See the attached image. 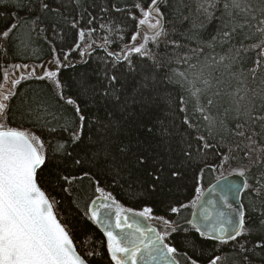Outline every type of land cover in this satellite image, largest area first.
Masks as SVG:
<instances>
[{"label":"trees","instance_id":"obj_1","mask_svg":"<svg viewBox=\"0 0 264 264\" xmlns=\"http://www.w3.org/2000/svg\"><path fill=\"white\" fill-rule=\"evenodd\" d=\"M204 2L162 0L157 10L163 33L150 36L141 55L129 49L138 45L132 37L146 32L139 22L153 6L151 0H43L49 5L44 10L41 0H0V33L17 25L8 38L0 36V85L12 66L36 69L34 77L11 87L9 126L31 131L44 141L47 159L38 171V183L57 201V216L70 231L77 251L82 256L97 253L87 257L90 264H113L106 236L89 218L88 203L98 197L97 187L127 209L150 208L154 219L167 222L171 232L165 243L177 249L172 255L180 264H210L215 257H220L218 264H264V204L255 193L245 190L242 196L248 231L235 240L208 239L189 223L198 186L205 191L219 178L249 164L244 155L247 149L241 151L247 140L235 135L240 122L237 89L239 95L247 93L241 103L253 100L259 107L258 93L264 88V69L255 80L249 72L256 51L241 49L239 57L231 58L241 44L247 48L258 42L259 34L245 39L257 22L252 21L249 28L244 16H237L233 23L244 26L224 43L222 32L229 20L224 0L209 9L212 15L199 7ZM249 2L254 7L258 4V0ZM54 61L62 63L55 81L37 78L46 69L53 70ZM175 72L185 73L187 80ZM112 76L117 77L114 87L109 83ZM190 81L200 89L196 96ZM116 96L121 104L127 101L123 111ZM38 97L45 101L38 108L39 121L30 111L37 108ZM69 98L86 116L75 143L71 134L78 129L79 118L75 107L66 103ZM110 119L115 123L101 131ZM209 121L215 122L211 130ZM201 136L205 139L200 140ZM254 139V148L264 146L260 136ZM60 144L64 147L58 150ZM229 147L235 159L225 162ZM65 175L76 179L69 185L61 179ZM173 207L179 211L173 213ZM148 222L162 227V223Z\"/></svg>","mask_w":264,"mask_h":264},{"label":"snow or ice","instance_id":"obj_2","mask_svg":"<svg viewBox=\"0 0 264 264\" xmlns=\"http://www.w3.org/2000/svg\"><path fill=\"white\" fill-rule=\"evenodd\" d=\"M151 3L156 5L157 0H151ZM217 3L218 0H205L204 4L199 7L208 15H212L209 9H216ZM205 4L207 5L206 7ZM48 7L49 5L41 0V9H48ZM223 9L224 14L229 18L224 24L225 31L222 32V41L224 43H228L233 38V35L237 33V29H242L244 26L233 23L237 16L243 15L245 24L249 28L252 27V21L257 22L255 31L251 36L245 34V39H251L259 34L258 42L247 48L241 44V48H237L234 56L231 57L233 60L239 57L241 49L245 52L256 51L257 59L254 62V67L249 69L252 78L255 80L258 71L264 69V0H258V4L255 7L249 0H224ZM143 14L148 17L151 13L145 12ZM139 23L144 25L146 20L141 19ZM230 23L232 24L231 27H229ZM16 27V24H12L6 31L0 33V36L8 38ZM150 27L155 29V37H159L163 33V26L159 19ZM83 35L84 33L82 32L81 37ZM132 39L135 41L136 36L134 35ZM143 47L144 45L133 46L130 51L144 55L145 53L142 52ZM110 55L112 54L110 53ZM65 59H67V56H65ZM125 59H127V56ZM220 59L223 61L225 57ZM54 63L59 64V61H54ZM174 75L187 80L183 72H175ZM45 77L55 81L57 71H45L44 76L37 78L43 79ZM4 79H9L7 73H5ZM197 79H199V76ZM116 82V76L110 77L109 83L113 87ZM18 83L19 80L12 81L13 86ZM189 83L195 89L194 91L190 89L192 95L196 96L200 89L195 88L194 82L190 81ZM203 83L208 85L209 82L203 80ZM57 86L59 87L58 83ZM2 88L3 85H0V89ZM240 91V89H237L238 99L235 101L236 119L240 121L236 124L237 131L235 135L247 140L241 151L247 149L244 155L249 158V164L239 168L236 174L246 177L243 188L255 193V196L264 204V146L253 147L257 143L254 137L260 136L264 139V88L258 93L261 99L259 107L253 100L241 103L245 100L247 93L239 95ZM13 95L14 93L11 89L7 91V94L0 91V264H90L87 257L97 253H87L82 256L77 251L70 231L66 224L62 223L57 216L55 210L57 201L54 198H50L38 184V170H41L42 166L46 165L47 159L44 141L30 132L9 126L8 114L10 106L7 102ZM109 95L110 93H105V97ZM34 103L37 108H32L30 111L34 119L39 121L41 120V114L38 108L45 101L38 97ZM66 103L75 107V112L79 118V127L71 134L72 142L75 143L81 138L86 116L82 114L81 108L76 105L73 99H67ZM126 103L127 101L125 100L121 104L119 96H116V104L120 106L121 111L124 110L123 105ZM180 103L183 104L184 100L181 99ZM208 103L211 104L212 101L209 100ZM183 110L181 109V111ZM199 110L203 112L202 108ZM108 115L112 117L114 113H108ZM204 118L205 120L209 119L207 116ZM114 123L115 121L110 119L100 130H107ZM209 125L211 130L212 127H215V122L209 121ZM254 126L258 127L259 131H256ZM246 132L250 134L246 135ZM199 139L204 140L205 138L201 136ZM207 146L205 144V147ZM63 147L64 145L60 144L58 150ZM236 148H240V145L237 144ZM252 153H255L254 159L252 158ZM229 159H235L232 147L228 149V156L225 157V162ZM137 162H141V159L138 158ZM253 168L258 171L254 173L252 171ZM173 175H178V173L174 172ZM61 179L71 185L76 177L65 175ZM249 179H253L254 183H249ZM215 190L216 186H214L213 191ZM229 190H231L230 187ZM64 191L68 192L69 189L64 188ZM96 192L103 194L104 190L97 187ZM197 192H200L199 188H197ZM216 194L220 198V203L231 209L232 205L229 203L224 190L220 189ZM207 204H211L212 207L209 208L204 204L200 205L199 214L200 219L205 224V230H202L195 221H189L201 236L208 235L209 232L218 233L215 238L223 242L225 238L227 240H235L248 231L245 227V213L243 210H237L238 219L236 221L231 219L225 221L222 219L225 217V213L216 209L215 202L207 201ZM181 207L185 206L182 205ZM242 208L243 206H241ZM151 211L150 208H145L139 215L143 216ZM171 211L176 213L179 209L173 207ZM88 213H90L89 218L101 226L104 235L107 237V250L113 264H177L172 255L176 253L177 249L163 244L164 237L159 234L155 236V239L147 235L148 232H155V229H145L128 215H122L123 209L112 198L111 193L103 194L92 200ZM196 215L197 213H193L194 217ZM261 215H264V211L261 212ZM226 224H234V227L229 230ZM219 259L220 257H215L210 264H216ZM192 264H196V261H192Z\"/></svg>","mask_w":264,"mask_h":264},{"label":"water","instance_id":"obj_3","mask_svg":"<svg viewBox=\"0 0 264 264\" xmlns=\"http://www.w3.org/2000/svg\"><path fill=\"white\" fill-rule=\"evenodd\" d=\"M161 3H162V0H158L157 4L156 5H153L150 8V13H151V15L154 18L159 19L160 20V23L163 25L162 17L160 15H158V14L155 13V10L160 6ZM150 35H153L154 36L155 35V31L152 34H150ZM133 46H135V45H132L131 48ZM123 54H124V52H122V55ZM225 178H226V180H225ZM245 179H246V177H241L238 174L234 173V174H230V175L224 176V177L219 178L218 180H216L213 184H211L203 192V194L201 195V197L198 199L196 205L193 208L192 216H191L190 221H195L196 224L202 228V230H205V224L200 219V215L199 214H200V205L204 204V205H206L209 208L212 207L211 204H207V201H213V202H215L216 209L218 211H223L225 213V217H223L222 219H224L225 221H227L228 219H231L233 221H236L238 219V217L236 215L237 210H243L244 213H245V209H244V206H243V203H242V196H243V194L245 192V189L243 188V183H244V180ZM218 182H219V184H218ZM214 186H216V190L215 191H213ZM229 187L231 188V190H229ZM220 189H223L224 192L227 194L228 201L232 205L231 209L226 208L222 203H220V198L216 194V192L219 191ZM237 192H238V194H237ZM119 206L123 209L122 215H128L133 220H135L136 222H138L145 229H155V232H148L147 233V235H149L153 239H155V236L157 234H159V232L157 231V229L154 226H152L148 222V220L146 218H144L143 216L139 215L137 212L129 211V209L121 206L120 204H119ZM241 206H243L242 209H241ZM193 213H197L196 217L193 216ZM96 224L103 231V229L101 228V226L98 223H96ZM192 226L194 227L193 224H192ZM226 226L229 228V230H231V228L234 227V224H231V225L226 224ZM103 233H104V231H103ZM217 235H218V233L209 232V234L208 235H205L204 237H206L208 239H212V240L218 241V242H222L221 240L215 238ZM229 241H231V240H227L225 238V240L223 242H229ZM163 244L166 245V243H165L164 240H163ZM175 261L177 262V264H179L176 259H175Z\"/></svg>","mask_w":264,"mask_h":264},{"label":"rangeland","instance_id":"obj_4","mask_svg":"<svg viewBox=\"0 0 264 264\" xmlns=\"http://www.w3.org/2000/svg\"><path fill=\"white\" fill-rule=\"evenodd\" d=\"M149 12H150V9H149ZM155 13L156 14H158L159 15V11L156 9L155 10ZM151 18H154L151 14L148 16V17H145L144 19L146 20V23L143 25V26H145V28H144V30L146 31V32H142L141 33V37H137L136 38V40L134 41V42H136V44H138L136 47H139L140 45H144L146 42H147V39L150 37V36H153V35H150V34H152L154 31H155V29H153V28H151L150 27V25H153V24H155V22H153V21H151L150 19ZM155 20H157L156 18H154ZM61 64L62 63H59V64H57L56 63V67H61ZM38 69H40V65H38V67H37V70ZM35 68L34 67H27V66H23V67H14V66H12V67H10V68H8V70L6 71V73L8 74V77H9V79H8V81H6L5 79H3L4 81H3V83H2V85H3V88L2 89H0V91H3L5 94H7V91L9 90V89H11V87L13 86V84H12V81H14V80H17L16 79V76H19L20 78L18 79V80H22L23 78H28V77H34V72H35ZM53 70H55L54 68H53ZM53 70H49V69H46L45 71H53ZM44 71V72H45ZM56 71V70H55ZM22 72L24 73V74H22ZM29 73V72H32L29 76H25V74L26 73ZM46 79H49V78H47V77H45ZM17 86V84L14 86V87H16ZM8 104H9V101L7 102ZM18 129H20V130H24V129H21V128H18ZM24 131H27V130H24ZM27 132H30V133H32V134H34V135H36L35 133H33V132H31V131H27ZM37 136V135H36ZM198 188L200 189V192L198 193H196V197H195V199H194V203H196L197 202V200L201 197V195L203 194V192H204V190H203V187L202 186H198ZM103 194H107L106 192H104ZM102 193H97V195L96 196H102L103 195ZM90 203V202H89ZM89 203H88V207L90 206L89 205ZM144 211V209L143 210H140V211H138L137 213L138 214H140L141 212H143ZM143 217L144 218H146L147 220H149V221H151V222H153V223H156V224H159V223H162L161 224V226L162 227H159V228H157V227H155L156 229H157V231L159 232V235L160 236H162V237H164V241H165V239L167 238V236H168V234L171 232V230H168L167 229V226H168V224L167 223H163V221H158L157 219H154V216L151 214V212L150 213H147V214H145V215H143ZM180 264V263H179ZM192 264V263H191ZM196 264H199V263H196ZM216 264H218V262H216ZM220 264H228L226 261L225 262H221ZM232 264H235V263H232Z\"/></svg>","mask_w":264,"mask_h":264},{"label":"flooded vegetation","instance_id":"obj_5","mask_svg":"<svg viewBox=\"0 0 264 264\" xmlns=\"http://www.w3.org/2000/svg\"><path fill=\"white\" fill-rule=\"evenodd\" d=\"M54 69L56 70V71H58V70H60V67H54ZM22 74H24L23 72H22ZM20 77L19 76H16V79L18 80Z\"/></svg>","mask_w":264,"mask_h":264}]
</instances>
